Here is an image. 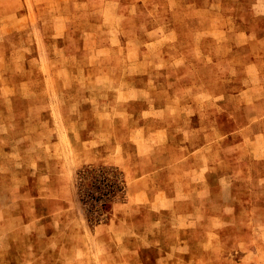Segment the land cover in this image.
Wrapping results in <instances>:
<instances>
[{"label": "rangeland", "instance_id": "1", "mask_svg": "<svg viewBox=\"0 0 264 264\" xmlns=\"http://www.w3.org/2000/svg\"><path fill=\"white\" fill-rule=\"evenodd\" d=\"M0 264H264V0H0Z\"/></svg>", "mask_w": 264, "mask_h": 264}, {"label": "trees", "instance_id": "2", "mask_svg": "<svg viewBox=\"0 0 264 264\" xmlns=\"http://www.w3.org/2000/svg\"><path fill=\"white\" fill-rule=\"evenodd\" d=\"M108 173L104 166L91 167L81 173L80 200L83 204L89 205L87 210L91 212V219L97 220L98 214L106 209L108 202L120 190L118 182L108 183Z\"/></svg>", "mask_w": 264, "mask_h": 264}, {"label": "crops", "instance_id": "3", "mask_svg": "<svg viewBox=\"0 0 264 264\" xmlns=\"http://www.w3.org/2000/svg\"><path fill=\"white\" fill-rule=\"evenodd\" d=\"M16 207H17V204H12V208L16 209ZM57 209H59V208H57ZM57 209H54V210H57ZM59 210H61V208ZM3 220H5V222L8 224H9V222H17L19 225L21 224L20 226L26 227L22 230V234H24V235L26 234L25 238L32 237L31 241H32L33 245L31 248H32V251L34 254H36V253L39 254L38 257H42L43 253H47V256H48L51 253L55 252L56 243H53L54 242V240L52 238L53 235H51V234L49 235L47 232L44 235L37 233L38 229L33 225L35 222V219L33 216H29V217H25V218H21L20 216L19 217L15 216L13 221L9 218H3ZM52 225L54 227H57V226H63L64 227L65 221H63V220L57 221L56 219L55 220L53 219ZM34 236H35V238H34ZM44 244H46L45 247H43ZM66 247L67 246H65V248H63L64 251L66 250Z\"/></svg>", "mask_w": 264, "mask_h": 264}]
</instances>
